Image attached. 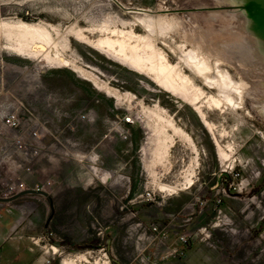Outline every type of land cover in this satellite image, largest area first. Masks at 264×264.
<instances>
[{"label": "rangeland", "instance_id": "374dc122", "mask_svg": "<svg viewBox=\"0 0 264 264\" xmlns=\"http://www.w3.org/2000/svg\"><path fill=\"white\" fill-rule=\"evenodd\" d=\"M249 5L217 0H0V21L43 23L49 30L53 26L58 48L66 45L63 58L120 95L117 100L97 90L71 66L54 68L12 55L0 35V196L13 184L49 195L26 196L0 207L8 220L0 218V225L18 227L10 240L42 257V264H88L78 257L89 251L94 257L89 263H102L101 249L110 264H138L136 224L147 225L154 217L169 228L174 241L179 234L189 236L185 261L173 264H264V74L245 79L232 56L217 48L235 40L236 33L246 36L243 11H261ZM234 13L237 19H231ZM217 14L221 16L214 19ZM78 31L92 41L116 39L120 31L147 37L150 31L148 38L172 64H183L180 47L202 48L212 55L211 63L221 58V67L235 82L244 80L243 101L233 94L234 104L221 110L202 105L214 139L186 95L166 92L144 72L83 43ZM185 72L209 91L189 69ZM156 111L173 120L198 150L193 185L173 195L160 193L157 183H183L194 154L188 143L174 137L167 155L156 159L151 132ZM12 113L21 120L16 132L2 129L3 119ZM129 117L133 125L123 122ZM32 132H37V142L29 137ZM166 132L172 135L170 129ZM18 138L28 147L18 149ZM219 150L229 155L228 162ZM203 228L211 233L208 242L199 234ZM77 232L85 237L79 244L72 238ZM47 245L62 254L52 255L51 247L46 253Z\"/></svg>", "mask_w": 264, "mask_h": 264}, {"label": "bare ground", "instance_id": "6f19581e", "mask_svg": "<svg viewBox=\"0 0 264 264\" xmlns=\"http://www.w3.org/2000/svg\"><path fill=\"white\" fill-rule=\"evenodd\" d=\"M217 1H228L233 4H250L251 6L249 5V8H253V5L256 4L254 7L261 10L260 12H257L256 10L243 11L242 15L246 18V21L242 27L247 30L246 36H240L236 33L233 35L235 40L227 41L226 44L219 43L217 48H220L223 51L225 50L230 56H232V61L239 64V68L237 69H239V72H241V75L244 76L245 79L252 73H257L259 75L264 74V0ZM232 15L231 19H237L235 13ZM218 16L220 17L221 15H214V19ZM151 21L152 20L150 19V22ZM161 22L163 23V21H160L159 23ZM141 23L145 24V21L142 20ZM47 27L48 26L43 23L4 20L0 21V35L4 37L6 41L5 48L12 55L21 57L25 60H36L39 65L50 63L51 67L54 68L71 66L72 68L70 67V69H72L73 72L77 73L81 78L83 77L84 80L90 82L97 90H103L113 98L120 100V95L110 87L106 86L105 83H101V80V82H99L94 75L88 73L83 68L78 67L72 63V61L63 58L64 55L62 54V51L66 45L61 43L59 49L58 44L53 40L54 35L52 36V32H50V30L53 31L54 27L51 26L50 30ZM165 27L169 28V25ZM117 33L118 38L116 39L104 37L97 41H92L87 38L81 31L76 33V37L90 47L107 53L117 60L128 63L130 67L144 72L166 92L186 95L189 105L192 106L203 126L214 136L215 139L213 125L208 122L201 107L202 105H205L208 108L221 110L224 105L228 106L234 104V98H232L233 94H236L237 97L243 101L246 88V84L243 82L244 80H241L238 83L235 82L229 71L221 67V64L223 63L220 60L221 58L216 59L215 57V61H212L213 63H211L210 59L212 58V55L209 57L204 50H201L202 48H194V46L191 45L193 46V49L188 47L190 50L185 51L179 46L181 48V53L184 55V58H181L182 60L180 59L183 64H172L162 49H160L159 46L157 47L154 42L150 41L151 39L148 38L150 31L147 37L135 36L132 31H120ZM191 42L189 43L191 44ZM219 56L217 55V57ZM236 64H234L235 67ZM186 68L191 71L195 78L201 79L204 87H207L209 91H205L203 87L201 88L197 86L195 84L196 82L194 83V80L186 74ZM212 90L216 92L214 93ZM260 104V110L264 113V98L262 97ZM153 117L156 118V123L152 127L151 132L152 134H155V156L157 160H160L167 155L169 148L174 143V137L188 143L189 148L194 154L191 164L182 176L183 183L173 186L162 185L160 183H157L156 185L160 193H166L167 195L177 194L178 191L190 188L194 183L193 178L195 175V169L198 166V150L191 138L185 134L183 130L177 127L173 120L163 117V115L159 114L157 111ZM166 128L171 130L172 135H169L166 132ZM219 154L223 162H228L229 155L220 150ZM50 249L53 254L59 252L56 247L52 246ZM78 258L88 264H110L107 260L102 263H99L98 261L89 263L84 255H80ZM64 264H75V261H64Z\"/></svg>", "mask_w": 264, "mask_h": 264}, {"label": "built area", "instance_id": "2783aa9c", "mask_svg": "<svg viewBox=\"0 0 264 264\" xmlns=\"http://www.w3.org/2000/svg\"><path fill=\"white\" fill-rule=\"evenodd\" d=\"M123 122L125 124H129V125L134 124L133 119L130 117L123 119ZM2 129L6 130V131H12V132L19 131L21 129V120H20L19 116L16 113L8 114L2 121ZM29 137L31 138V140L33 142H37L38 134H37V132H32L29 135ZM14 144L20 150L24 149V147H28L19 138L14 141ZM35 152L37 153L38 150L34 149V153ZM26 171L29 172L30 167ZM24 190H27V189H25L22 185L17 186L15 184H13L6 189L7 193L2 194L0 196V199L12 198L16 194H18ZM33 190H43V189L36 188ZM146 200L152 201L153 198L149 194H147ZM2 205H7V204L0 203V207ZM138 227H140L143 230L146 228V226L142 223H138ZM149 230L154 235L152 242L164 244L169 237L168 232L166 230L161 229L160 225L153 224V225L149 226ZM199 234H200V236L204 242H208L211 238V233L209 230H207V228H203V229L199 230ZM176 240H177V244H176L177 246H175L171 249H168L166 247L165 253H161V254L146 253V250H140L139 254H138V256H139L138 264H165L166 261L170 258H176V259L184 258L186 255L185 249L188 248L189 243H190L189 236L187 234H179L177 236ZM47 246H48V249L50 247H52L51 245H47ZM100 251L103 252V254H102V257L104 258L103 260H107L110 263V260L107 256V253L105 252V250L101 249ZM48 252L49 251L47 250V253ZM58 254L60 255L62 253L59 252ZM52 255H54V254H52ZM84 255L88 258L89 261L94 260L93 252L89 251V252H86ZM46 263L49 264V261H46Z\"/></svg>", "mask_w": 264, "mask_h": 264}, {"label": "crops", "instance_id": "0c3cea01", "mask_svg": "<svg viewBox=\"0 0 264 264\" xmlns=\"http://www.w3.org/2000/svg\"><path fill=\"white\" fill-rule=\"evenodd\" d=\"M10 205V204H7ZM4 214H0V218H3ZM150 221L149 223L144 224L146 225V228L143 230L140 227H138V224H136V232L139 234L137 237V241L135 243V250H148V253H156L161 254L165 253L166 247L168 249L173 248L177 244V240H173L172 237L169 234V237L167 241L164 244L155 243L152 242L154 235L149 230V226L155 224L160 225L161 229L166 230L169 233V228L167 229L163 224H160V222H157V218L149 217ZM4 222L8 221L7 217L5 216L3 218ZM143 223V222H140ZM18 232V227H7L4 225H0V238L2 237V241L0 242V264H42L43 261H45L42 257H35L32 254H29L27 252H24V250H21V246H19L18 242H14L10 240L12 234H15ZM72 238L75 240L76 243L82 242L83 239H85L84 235H82L81 232L73 233ZM177 239V238H176ZM72 247L75 246V243L71 244ZM45 248V252L47 253V250L51 252L47 247ZM22 251L25 253L23 254V260L18 262V255L22 253ZM60 252V251H59ZM58 252V253H59ZM45 253V254H46ZM52 253V252H51ZM139 253V252H138ZM186 253V252H185ZM55 255V254H54ZM189 255L187 256V258ZM185 258L178 259L181 261H185ZM50 259V258H47ZM176 261V258H170L166 261L165 264H173ZM64 264V261L62 262Z\"/></svg>", "mask_w": 264, "mask_h": 264}, {"label": "water", "instance_id": "95a60500", "mask_svg": "<svg viewBox=\"0 0 264 264\" xmlns=\"http://www.w3.org/2000/svg\"><path fill=\"white\" fill-rule=\"evenodd\" d=\"M26 196H41L43 198H48L49 197L48 193L46 191H44V190L27 189V190H24V191L16 194L12 198L0 199V203H2V204H11V203L19 200L20 198H23V197H26Z\"/></svg>", "mask_w": 264, "mask_h": 264}]
</instances>
